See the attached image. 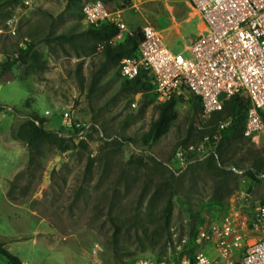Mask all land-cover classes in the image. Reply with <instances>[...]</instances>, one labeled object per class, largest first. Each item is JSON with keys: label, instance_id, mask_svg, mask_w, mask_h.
I'll return each instance as SVG.
<instances>
[{"label": "rangeland", "instance_id": "1", "mask_svg": "<svg viewBox=\"0 0 264 264\" xmlns=\"http://www.w3.org/2000/svg\"><path fill=\"white\" fill-rule=\"evenodd\" d=\"M1 1L0 27L12 17L17 37L0 34V59L28 42L44 65L33 72L17 63L0 76V242L23 264H131L165 256L168 244L171 255L181 256L198 250L193 238L199 228L232 210L250 215L251 205L264 200V174L252 191L244 176L250 165L264 173V131L214 153L197 136L198 118L190 127L189 102L181 101L168 130L153 138V104L137 90L122 89L117 68L77 44L87 25V0L76 6ZM108 6L123 8L126 31L136 35L145 22L172 24L170 10L175 21L191 10L183 0H113ZM198 22L189 17L164 31L166 46L181 52ZM33 113L46 119L47 130L66 135L71 123L81 130L68 149L43 144L30 163L15 133ZM80 139L86 146L78 145ZM191 144L201 150L175 161V150ZM246 191L248 201L240 196Z\"/></svg>", "mask_w": 264, "mask_h": 264}, {"label": "built area", "instance_id": "2", "mask_svg": "<svg viewBox=\"0 0 264 264\" xmlns=\"http://www.w3.org/2000/svg\"><path fill=\"white\" fill-rule=\"evenodd\" d=\"M187 1L202 19L203 30L190 37L181 52H173L164 44L160 31L145 22L137 35V56L120 61L118 76L131 80L143 73L154 84L157 102L172 97L187 102L190 94L199 96L201 120L221 110L233 96L246 98L250 106L243 135L254 139L264 131V0ZM121 11L123 8L113 11L102 0H87L82 5L87 24L116 25L119 31L111 44L131 34L126 31ZM3 32L17 37L12 17L6 19L5 27H0V34ZM227 124L221 122L219 129ZM207 140L208 136H204L201 143ZM196 150L201 148L192 144L178 147L174 160L183 163L187 154ZM240 196L250 200L247 191ZM251 207L250 215L232 210L213 224L199 228L193 238L198 250L175 257L168 244L165 256L140 257L131 264H264V200Z\"/></svg>", "mask_w": 264, "mask_h": 264}, {"label": "trees", "instance_id": "3", "mask_svg": "<svg viewBox=\"0 0 264 264\" xmlns=\"http://www.w3.org/2000/svg\"><path fill=\"white\" fill-rule=\"evenodd\" d=\"M67 3L73 6L78 5L82 0H66ZM106 4L113 0H102ZM1 2H8L11 5L17 4L20 0H2ZM82 18V17H81ZM160 28H165L168 25L166 19H162L159 23ZM116 25L103 22L99 26L85 25L78 32L82 38L78 39L77 44L81 47L85 54L100 53L104 61L111 67L117 68L123 58L135 57L138 53V36L135 33L127 34L122 42L111 44V40L118 34ZM57 38L68 39L65 35H59ZM102 47L98 50V47ZM40 54L34 49L32 43L24 42L14 54L8 55L0 62V76L5 75L13 65L25 64L28 69L33 72L44 69V65L40 64ZM120 87L122 89L137 90L143 94L146 104H153L156 109L157 117L152 121L150 126V135L157 138L165 133L171 122L177 117L176 106L179 99L169 98L164 102L156 103V94L154 92V84L150 79H147L143 73L131 80H122ZM189 102V125L194 127V120L199 119V128L196 133L200 140L204 136H208L205 142L206 146L212 148L214 153H219L221 148L236 139L238 141L242 138H248L243 135L244 125L246 119V112L250 106L248 99L238 96H233L223 103L222 109L213 111L205 120L200 119L202 113V103L200 97L195 94H190ZM3 108L0 105V110ZM46 119L37 114H31L29 118L23 122L15 133V137L22 141L29 150V162H33L34 156L39 154V149L43 144L54 146L57 150L64 151L68 149L69 144H72L73 137L78 134L81 127L75 123H71L68 127L69 134L63 135L58 132L47 130L43 127ZM221 122H227V127L219 129ZM71 130L73 133L70 134ZM216 136V138H214ZM235 141V142H236ZM78 145L86 146L84 139L78 141ZM263 174L259 167L250 165L244 170V176L250 181L249 191L252 187L261 183ZM230 190L227 191L226 196H229ZM165 218L168 220L171 212V201L169 200L165 207ZM0 255L5 257L6 264H22L21 260L9 252L2 242H0ZM160 258V257H159ZM158 259V258H157Z\"/></svg>", "mask_w": 264, "mask_h": 264}, {"label": "crops", "instance_id": "4", "mask_svg": "<svg viewBox=\"0 0 264 264\" xmlns=\"http://www.w3.org/2000/svg\"><path fill=\"white\" fill-rule=\"evenodd\" d=\"M183 3H184L186 6H189V7H190V5H189V3H188L187 0H183ZM186 9H187V8H186ZM190 9L192 10V11L190 10V12H188L189 10H186V12H188V15H187V16H184L183 18H181V19H179V20H176V21L174 20V14H173V13L171 12V10H170V11H169V14L171 15V18H172V20H173L174 22H173L172 24H171V23L168 24L165 28H162V30H161V29H158L156 26H154V25L151 24L150 22H149V23H150L153 27H155L157 30L160 31V34H161L162 40H163V42H164V36H163V32H164V31H166V30H168V29H170V28H172V27H174V26L179 25V23H181L182 21L188 19L189 17H195V16H197L198 19H199V22H198V25H197V27H198V32L195 33V34H193V36H194V35L200 33V32L203 30V28H204V23H203L202 19L200 18L199 14H198L194 9H192L191 7H190ZM193 36H191V37H193ZM189 38H190V37H189ZM189 38H187V40H188ZM187 40H185L184 46L186 45ZM164 44H165V42H164ZM165 45H166V44H165ZM184 46H183V47H184ZM5 264H6V262H5ZM22 264H23V263H22Z\"/></svg>", "mask_w": 264, "mask_h": 264}]
</instances>
